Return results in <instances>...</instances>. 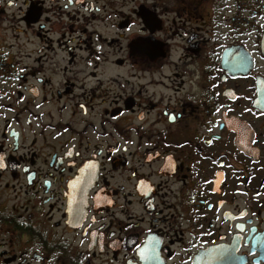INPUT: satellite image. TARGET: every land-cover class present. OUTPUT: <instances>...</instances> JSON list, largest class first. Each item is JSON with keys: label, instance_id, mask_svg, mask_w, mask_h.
Here are the masks:
<instances>
[{"label": "flooded vegetation", "instance_id": "obj_1", "mask_svg": "<svg viewBox=\"0 0 264 264\" xmlns=\"http://www.w3.org/2000/svg\"><path fill=\"white\" fill-rule=\"evenodd\" d=\"M0 158V264H264V0H0Z\"/></svg>", "mask_w": 264, "mask_h": 264}, {"label": "snow or ice", "instance_id": "obj_2", "mask_svg": "<svg viewBox=\"0 0 264 264\" xmlns=\"http://www.w3.org/2000/svg\"><path fill=\"white\" fill-rule=\"evenodd\" d=\"M11 2V0H10ZM21 72L23 71V69L20 70ZM223 107V106H221ZM217 111H219V108L217 109ZM245 111H248V109H245ZM4 167V164L2 163V158H0V168ZM69 184H72L71 181H69ZM257 195H259V193H257ZM241 215H243V213H241ZM129 227H132V225H129ZM237 227H243V225H237ZM137 249L138 251H140V255H141V258L144 259V258H148L151 253L154 252V248H145L143 250H140V247L137 246Z\"/></svg>", "mask_w": 264, "mask_h": 264}]
</instances>
